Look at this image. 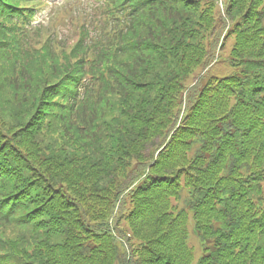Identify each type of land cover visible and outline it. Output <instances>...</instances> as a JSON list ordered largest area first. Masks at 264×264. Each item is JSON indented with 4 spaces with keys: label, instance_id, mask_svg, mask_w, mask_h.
<instances>
[{
    "label": "trees",
    "instance_id": "obj_1",
    "mask_svg": "<svg viewBox=\"0 0 264 264\" xmlns=\"http://www.w3.org/2000/svg\"><path fill=\"white\" fill-rule=\"evenodd\" d=\"M220 1L0 0V264H264V0Z\"/></svg>",
    "mask_w": 264,
    "mask_h": 264
},
{
    "label": "rangeland",
    "instance_id": "obj_2",
    "mask_svg": "<svg viewBox=\"0 0 264 264\" xmlns=\"http://www.w3.org/2000/svg\"><path fill=\"white\" fill-rule=\"evenodd\" d=\"M219 7L222 8V5L220 3H219ZM40 18L43 19V21L45 23H47V24L49 23V21L51 19L58 20V17L55 18L54 17V14L51 15L50 14V11H48V10H46L44 13H42V15L40 16ZM70 29H71V22L64 23V24H62L59 27V30H61L62 32H65V31L69 32ZM226 42L227 43H226V47L225 48L220 47L217 50V54L221 57L222 60H224V59L226 60V56L229 54L230 47H231L232 43L234 42V40H233L232 37H230V38H228V40ZM218 62L219 63H215L214 66L211 69H213V68H215L214 70H216V69H225L224 70L225 73H230L231 72V69L230 68L225 67L222 62H220V61H218ZM195 264H196V262H195Z\"/></svg>",
    "mask_w": 264,
    "mask_h": 264
}]
</instances>
